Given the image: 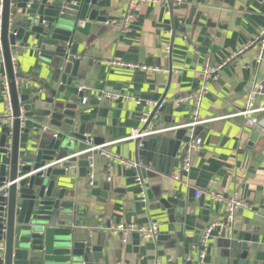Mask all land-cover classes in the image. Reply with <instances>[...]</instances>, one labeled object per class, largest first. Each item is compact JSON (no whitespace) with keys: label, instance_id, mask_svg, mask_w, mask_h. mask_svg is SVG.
I'll return each mask as SVG.
<instances>
[{"label":"crops","instance_id":"1","mask_svg":"<svg viewBox=\"0 0 264 264\" xmlns=\"http://www.w3.org/2000/svg\"><path fill=\"white\" fill-rule=\"evenodd\" d=\"M126 11L124 0H101L98 14L106 22L99 24L95 34L81 37L75 58L79 64L76 82L86 100L85 106L78 105L90 116L86 126L91 136L102 141L98 146L89 145L88 150L105 147L112 156L137 165L123 167L91 152L84 176L72 170L65 179L73 201L69 214L90 231L92 246L103 242L102 256L93 264H231L228 249L236 250L234 243H242L246 237L249 250L244 264H264V110L257 114L259 123L254 129L259 128L261 134H256V140L250 139L253 129L243 126V117L234 116L243 110L245 95L256 84L262 90L255 107L264 108V56L256 64V47H247L264 27V0H182L181 5H172V15L166 6L140 4L132 22L124 27L120 21ZM28 45L19 48L16 41L15 47H10L15 73L23 78L17 81L19 96L28 94L32 86L42 92L38 86L41 64ZM205 60L210 66H223L200 103L199 120L205 123L196 127L195 133L202 139L201 150L193 154L189 173L176 182L171 177L180 164L168 175L165 160L177 146L178 159L188 140L187 131L176 127L191 120V103L176 105L175 100L199 88ZM111 61L169 72L152 74L112 67L108 64ZM4 76L6 68L0 55V78ZM104 93L118 99L97 103ZM137 99L141 100L139 105ZM145 101L165 102L148 125L141 118L155 110L145 106ZM3 111L0 85V116ZM145 128L176 129L143 140L156 141L159 150L153 153L155 159L143 164L136 142L128 137L131 129ZM19 139L21 148L31 143L23 133ZM138 177L146 188L145 202L139 200ZM195 190L203 195L196 198ZM211 192L222 194L224 199L237 197L250 210L237 211L232 230L224 227L212 235L206 257L200 262L202 230L224 221L225 203L212 202ZM174 195L182 200V208L161 202ZM154 223L159 233L152 241L127 237L123 244L120 236L108 233L119 224ZM252 238L254 242L249 241Z\"/></svg>","mask_w":264,"mask_h":264},{"label":"water","instance_id":"2","mask_svg":"<svg viewBox=\"0 0 264 264\" xmlns=\"http://www.w3.org/2000/svg\"><path fill=\"white\" fill-rule=\"evenodd\" d=\"M100 1L3 0L2 58L14 120L11 126H0V240L4 241L0 264H93L102 256L103 242L92 246L90 231L69 214L73 201L65 182L72 170L84 176L91 163L87 147L102 144L91 136L86 126L90 116L78 105L83 92L76 82L79 64L75 61L81 37L95 34L99 24L106 22L98 14ZM167 8L172 15V4ZM16 41L19 48L29 44L35 51L42 92L32 86L28 94L19 96L17 81L23 78L13 70L10 51ZM252 131L251 140L261 134L259 128ZM21 133L31 140L22 148ZM136 147L143 164L155 159L156 141L139 140ZM178 150L179 146L166 155L168 175L181 164ZM161 202L183 207L176 195ZM128 237L139 238L136 233ZM245 242L248 237L234 243L236 250L228 249L231 264H244L249 250Z\"/></svg>","mask_w":264,"mask_h":264},{"label":"built area","instance_id":"3","mask_svg":"<svg viewBox=\"0 0 264 264\" xmlns=\"http://www.w3.org/2000/svg\"><path fill=\"white\" fill-rule=\"evenodd\" d=\"M127 4V11L124 14L122 20L120 21L124 27L127 26V24L131 23L134 18V10L137 5L140 4H158L163 6H168L169 4L172 5H181L182 0H124ZM2 13H3V0H0V55L2 57V43H1V19H2ZM114 24V23H112ZM247 47H256V64L261 63L263 56H264V27L258 32V35L255 37V39L247 46ZM247 49V48H245ZM245 49H241L240 52H242ZM228 61V60H227ZM11 63L13 65L14 70V64H15V58L13 57V54H11ZM109 66L112 67H119V68H126L136 71H142V72H148V73H164L167 74L169 71L164 68L160 67H148L145 65H135V64H129V63H123V62H117V61H111L108 62ZM223 65L218 66H210L209 61L205 60L203 64V68L201 71V81L202 84L199 86V88L190 94H188L185 97L178 98L175 100L176 105H180L183 102H190L191 103V120L184 124L183 126L176 127L177 129H183L187 131V142L184 143L181 148L178 157L181 159L180 166L174 171V174L172 175V180L179 182L181 181V176L183 174H188L191 168V159L194 153H197L201 150L202 145V139L200 137L196 136L195 128L203 125L205 122L199 120V108L200 103L204 95H206L209 92V83L217 79L218 73ZM15 72V70H14ZM0 85H1V92L4 99V111L3 114L0 116V126H11L12 122L14 120L13 117V109H12V103H11V96H10V90L9 85L6 76L0 78ZM261 86L260 84L254 85L245 95L244 98V108L242 111L237 112L234 114L235 117H243V126L247 129H254L258 126V118L257 114L260 111H263L264 108H256L255 107V100L257 96L261 93ZM118 97L115 95H111L108 93H104L100 97L96 99L97 103H100L102 101H115ZM20 102V100H18ZM135 103L139 105L141 103V100L137 99L135 100ZM82 106L86 105V100L81 99ZM148 108L154 109V110H161L163 109L165 102L164 101H158V102H152V101H145L143 103ZM22 113V108L20 110ZM151 115V112H149L145 117L141 118V122L143 124H147L149 116ZM176 128L166 129V130H157L153 131L151 129H131L130 135L128 137V140L132 141H141L146 139L147 137H150L154 134H158L160 132H166L175 130ZM98 152L101 156L105 157L107 160H112L118 162L123 167H137V165L133 161H129L123 158H119L116 156H112L110 152L105 150V147H96L92 150H88V152ZM52 166V165H50ZM93 176H89V180L92 181ZM135 184L139 190V200L141 202L146 201V188L144 185L143 179L138 177L135 180ZM201 195H203L202 191L195 190V197L198 198ZM208 196L212 202H224L225 203V211H224V221L223 222H214L207 227H205L200 235L199 240V247H200V253H199V260L200 262H203V260L206 257V251L208 248V241L212 237V235L216 232H218L222 228H226L228 230H232L234 226L236 225V213L239 210L246 209L250 210V207L243 202L242 200L238 199L237 197L224 199V196L219 193L211 192L208 193ZM109 235L112 236H120L122 238V243H126L127 237L131 233H136L138 237L141 240L144 241H152L155 240L158 237L159 228L157 224H151L149 226H135V225H115L108 229ZM4 250V241L0 240V253H2ZM153 264H160L158 261L154 262Z\"/></svg>","mask_w":264,"mask_h":264},{"label":"bare ground","instance_id":"4","mask_svg":"<svg viewBox=\"0 0 264 264\" xmlns=\"http://www.w3.org/2000/svg\"><path fill=\"white\" fill-rule=\"evenodd\" d=\"M34 24H36V21H34ZM143 141V140H142ZM95 152V151H94ZM96 153H98V152H96Z\"/></svg>","mask_w":264,"mask_h":264}]
</instances>
